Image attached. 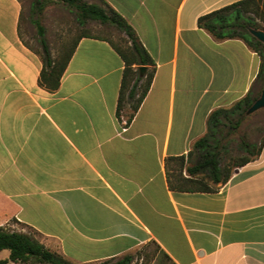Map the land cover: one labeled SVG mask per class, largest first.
Masks as SVG:
<instances>
[{"label": "crops", "instance_id": "obj_1", "mask_svg": "<svg viewBox=\"0 0 264 264\" xmlns=\"http://www.w3.org/2000/svg\"><path fill=\"white\" fill-rule=\"evenodd\" d=\"M107 1L155 62L131 118L109 38L81 34L51 90L21 37L22 1L0 0V226H28L78 264L150 244L176 264H264V146L214 191L173 186L174 172L198 178L190 152L211 113L259 88L260 55L198 24L239 0Z\"/></svg>", "mask_w": 264, "mask_h": 264}, {"label": "trees", "instance_id": "obj_2", "mask_svg": "<svg viewBox=\"0 0 264 264\" xmlns=\"http://www.w3.org/2000/svg\"><path fill=\"white\" fill-rule=\"evenodd\" d=\"M65 1L75 11L77 20L81 25L90 21H98L102 24L116 26L128 36L130 45L126 48L120 47L112 40L110 41L126 62L118 113L121 114L126 101H128L132 105L130 118L133 117L151 87L155 73L153 57L140 41L134 27L107 0H100L99 2ZM43 6L44 3L40 2L37 13L42 11ZM33 9L35 10L34 7ZM32 22L37 28L44 50L41 81L49 89L54 90L59 85L60 76L66 68L80 36L61 59L53 60L45 39V27L38 17L32 18ZM198 24L218 40L230 38L244 40L261 57L260 70L256 78L260 91L257 92L252 89L231 107L214 110L208 119L207 133L194 144L190 155L195 154L197 159L192 166L188 167V171L192 176L198 175V178L185 177L182 172L173 173L177 180V185H173L174 187L182 190L214 191L216 188L210 186L207 179L213 180L214 183H226L236 167L245 165L258 157L264 146V139L259 146L245 142L243 148L248 150L249 155L240 157L233 165L221 166V150L218 143L223 126L226 125V121L232 122L234 117H237L235 125L241 124L247 109L260 96L264 84V43L250 32V28L264 29V0L236 1L200 16ZM133 65L137 67L135 68ZM139 66L147 67L143 76L140 74ZM177 159L183 160L184 158ZM223 171L224 175H222ZM5 249L9 250V257L0 258V264L11 262L19 264H78L63 254L49 249L36 234L10 230L5 226H0V251ZM161 254L172 264H176L168 254L165 252H161ZM154 255L155 253L147 252L145 257L151 259ZM133 261L134 255L127 254L111 264H132Z\"/></svg>", "mask_w": 264, "mask_h": 264}, {"label": "rangeland", "instance_id": "obj_3", "mask_svg": "<svg viewBox=\"0 0 264 264\" xmlns=\"http://www.w3.org/2000/svg\"><path fill=\"white\" fill-rule=\"evenodd\" d=\"M23 3V13L21 20V37L23 42L32 50L43 56L44 50L32 18L38 17L45 27V39L53 60H59L72 47L74 41L81 34H92L107 37L122 48L130 45L126 33L119 30L116 26L102 24L98 21H90L81 25L76 17L75 11L65 0H21ZM86 2H99L100 0H82ZM44 6L40 13H37L39 3ZM35 5V6H34ZM35 8V10L33 9ZM264 85V84H263ZM263 88V87H262ZM259 89V90H258ZM257 92L260 91V86ZM262 91V90H261ZM132 105L126 101L121 114H130ZM236 118L232 122L226 121L222 132L219 135V146L221 150V166L233 165L242 156H248V150L243 148L245 142L259 146L264 139V107L251 113H245L241 124L235 125ZM237 168V167H236ZM235 168V169H236ZM224 175V171L223 174ZM208 184L214 185L213 180L207 179ZM10 230H22L32 234H37L35 230L28 226L17 225L13 222L6 226ZM147 252L155 253L150 259L145 257ZM134 261L132 264H172L167 260L155 245L150 244L132 253ZM9 250L0 252V258L7 257ZM123 256L95 262L94 264H111L117 262Z\"/></svg>", "mask_w": 264, "mask_h": 264}, {"label": "water", "instance_id": "obj_4", "mask_svg": "<svg viewBox=\"0 0 264 264\" xmlns=\"http://www.w3.org/2000/svg\"><path fill=\"white\" fill-rule=\"evenodd\" d=\"M250 32L261 42L264 43V29L250 28ZM140 74L143 76L147 70L146 66H139ZM264 107V85L261 91L260 96L253 102V104L247 109L246 113L254 112L260 108Z\"/></svg>", "mask_w": 264, "mask_h": 264}]
</instances>
